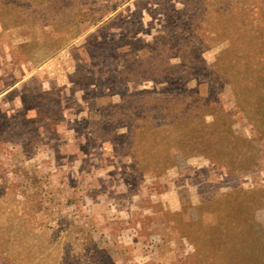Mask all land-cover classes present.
<instances>
[{"label": "rangeland", "instance_id": "1", "mask_svg": "<svg viewBox=\"0 0 264 264\" xmlns=\"http://www.w3.org/2000/svg\"><path fill=\"white\" fill-rule=\"evenodd\" d=\"M0 264H264V0H0Z\"/></svg>", "mask_w": 264, "mask_h": 264}]
</instances>
